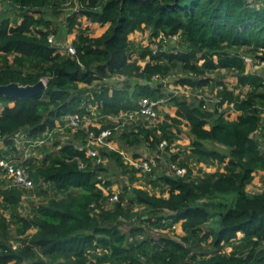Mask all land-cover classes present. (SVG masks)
I'll return each mask as SVG.
<instances>
[{"label":"trees","instance_id":"1","mask_svg":"<svg viewBox=\"0 0 264 264\" xmlns=\"http://www.w3.org/2000/svg\"><path fill=\"white\" fill-rule=\"evenodd\" d=\"M11 1L16 18L0 16V85L35 84L42 78L47 85L29 99L0 96L5 145L0 158L18 154L15 134H42L65 115L88 112L92 102L108 116L137 110L141 98H165L177 107L175 116L163 113L155 127L142 121L126 125L116 140L123 149L145 145L146 151L167 153L166 163L156 158L158 167L176 164L188 171H162L155 179L147 173L152 191L125 183L120 202L94 212L92 204L102 208L108 200L96 185L100 174L107 179L106 172L118 167L116 179L124 174L132 183L141 179L137 170L115 150L101 149L109 159L106 166L94 164L72 139L51 142L43 147L42 160L27 162L36 184L42 178L49 182L47 190H37L42 201L29 213L21 212L25 190L0 183V264H264V188L247 189L264 171V69L258 70L264 68V0ZM80 17L109 26L92 36ZM60 27L77 30L75 55L58 52V43L48 40L50 34L58 37ZM144 30L150 37L177 35L183 46L166 49L163 43L154 54L151 46L129 38ZM223 69L235 74L237 83H211L224 85L222 101L212 109L204 101L174 95L165 82L182 72L177 84L196 90L209 86L208 75ZM155 75L159 79L153 80ZM224 102L233 103L237 118L219 110ZM183 123L192 140L170 152ZM103 127L114 124L103 119ZM85 135L82 130L74 137ZM193 161L217 168L193 175ZM80 162L87 167L81 169ZM178 222L184 234L173 228Z\"/></svg>","mask_w":264,"mask_h":264},{"label":"built area","instance_id":"2","mask_svg":"<svg viewBox=\"0 0 264 264\" xmlns=\"http://www.w3.org/2000/svg\"><path fill=\"white\" fill-rule=\"evenodd\" d=\"M3 3L11 7H14L11 0H3ZM134 33L141 35V39L140 38H134V39L140 41L142 44L151 46L154 54L157 52V50L160 48V46L163 43L165 44L170 38L177 37V35L166 37L163 34H160L157 37H150L148 30L136 31ZM148 37L150 41L146 43L145 40H147ZM48 40L54 45H56L55 43H58V48H57L58 52L71 54V55L76 54V49L73 46L72 42H68V43L64 42V44H61L62 42H58L54 34H50ZM147 60L148 59H146V61ZM146 61H140V63L145 64ZM246 62L250 64L251 60L249 58H246ZM120 77H124V76L120 75ZM42 79L47 85V79L45 78ZM157 79H159L158 75L153 76V80H157ZM167 85H169L170 88L171 86L174 87L173 89L175 93L174 95H185L188 99H191V96H194L195 99L204 101L206 104H208L211 109L214 105H217L222 101L223 96L220 94V92L224 89V85H218L212 91L209 90L208 85L196 90H193L190 86L187 85L175 86V85H171L169 82ZM89 95L92 99L94 98L92 93H89ZM167 101L168 100L165 98L159 100L141 98L139 100V107L137 110L121 111L118 115H108V116L102 115L99 112L98 109L99 107L97 104L98 102H92V104L88 109V112H84V113L75 112L65 115L62 119L56 121L55 128L51 129L50 127H47L42 134L30 137L25 132H19L14 136L15 144L19 151L18 154L12 156V158H0V183L4 182L5 187H7V184H10L25 190V194L22 198L21 205H23L24 200H27L29 197L31 199L37 200L36 202L32 201V204L27 203L26 205H23L24 207L23 206L21 207L24 209V213L22 214L29 213L33 204L37 205L40 204V202L42 201V198L37 194V190L41 186H42L41 190L42 189L47 190V186L49 182L42 178L40 182L36 184L31 173L30 164L27 163L28 160L32 157H34V159L36 160H42L45 154V152H43L42 149L45 145L46 146L50 145L51 142H54L56 140L65 142L67 140L72 139L76 147H78L80 150H84L87 157H90L94 160V164L95 163L107 164L108 157H104L101 154L102 148L107 149V151L115 150L118 151L120 154H126V156H124L125 159L123 158L124 163L129 167L136 169L137 170L136 175L141 178L140 180L134 182V184L138 185L135 186L146 188L145 187L146 182L144 181L143 177L147 173H151L152 175L154 170L158 168L159 162L158 159H156L157 157L159 158L162 157V161L166 163L167 153L160 154L155 150L152 151L149 149L147 155L134 157L128 154L127 152H125L120 147L118 141L116 140V135L119 134L126 125L138 123L140 121L146 124L147 127H155L158 124L162 123L164 120V114L161 113V106L164 105ZM210 103H213L214 105ZM223 109H226L225 115L229 119L231 118L229 117V115L233 112H236L233 103L224 102L222 107L219 108V110H223ZM103 119L109 120L111 123L114 124V127L104 128ZM187 129L189 130L188 127ZM82 130H85L86 135L85 137H82L81 140H77L74 136ZM56 134L59 135L57 136ZM183 138H184L183 135L181 133H178V139L172 145L170 152H177L179 150V148L175 146L179 144L180 146L183 145L182 142ZM1 142L4 144L2 140L0 141V143ZM164 145L165 143L161 144V150H164ZM57 148L60 147L58 146ZM38 151H41L44 154H40L39 156H34L33 153ZM79 165L81 169L87 167V165L85 166L82 162H80ZM190 165L192 168V172L194 166H197L198 168L196 173L193 172V175H197L199 172L210 171L203 162L193 161L190 163ZM215 167L217 168V165H215ZM173 170H175L178 175H185L188 171L186 167H180L176 164H172L170 168H167L166 173H170ZM99 179L101 181L97 182L96 185L101 190H103L104 196H106L108 200L102 203L101 205L102 208H99L95 204H92L91 206L93 207L94 212H100L101 209H106V210L110 209L115 203L121 201L120 194L118 192V189H120V187L117 186L116 188H112L110 185L105 184L107 179L103 174L99 175ZM259 185L261 186V190H262L264 188V183H259ZM149 190L152 191L153 189H149ZM156 193L158 195V191ZM143 208H144L143 206H136L135 210H139ZM23 209H21V212ZM4 212L6 211H3V214L9 218L10 216L9 212H6L8 215ZM180 227H181V222H178L173 226V228L176 229V233L178 234H182L184 232L183 229L179 231ZM154 230L158 231L157 228H155ZM162 231L171 233L170 228L162 229ZM138 236L141 239H143L145 237V234H139ZM159 264H165V263H159Z\"/></svg>","mask_w":264,"mask_h":264},{"label":"rangeland","instance_id":"3","mask_svg":"<svg viewBox=\"0 0 264 264\" xmlns=\"http://www.w3.org/2000/svg\"><path fill=\"white\" fill-rule=\"evenodd\" d=\"M3 15H9L12 19H14V18H16V11H14V9H13V7H11V6H9V5H7V4H5V3H3V0H1L0 1V16H3ZM90 27V26H89ZM61 28V27H60ZM104 31V28L103 29H100L99 30V32H97L96 34H100V33H102ZM74 35L73 34H67V32H66V28L65 29H63L62 31H61V33H59L58 34V40L59 41H61L62 43L61 44H64V42L65 43H68V42H70V40L72 39V37H73ZM136 38H140L141 39V35H138ZM150 41V39H149V37L147 38V40H145V42L147 43V42H149ZM182 46H183V40L181 39V38H178V37H176V38H170L166 43H165V48L166 49H174V50H179V49H181L182 48ZM263 69L264 68H258V70H260V71H263ZM182 74V72H179V74H173V75H171V76H169L167 79H166V81H168L171 85H179V84H177V82H176V80L178 79V77L180 76ZM210 78H211V82H210V85L208 86V88H209V90H213L215 87H212L213 85H211V83H215V81H217V80H223V81H225V83H227V85L228 86H230V87H234L235 85H236V83H237V77L235 76V74H233L231 71H226V70H218V71H215V72H212V73H210L209 75H208ZM215 79V80H214ZM83 85V84H82ZM178 88V87H177ZM173 89H174V87L173 86H171V91L172 92H174L173 91ZM193 99H195L194 98V96H191V99L190 100H193ZM210 104H212V105H214L213 103H210ZM1 109H2V107H1ZM236 113H238V112H233V113H231L230 115H229V117H231L230 119H234V118H232L233 117V115H235ZM187 124L186 123H183L182 124V126H181V131L179 132V133H181L182 135H183V137H189L190 138V142H191V140H192V136L190 135V132H189V130L187 129ZM185 141H187V139L185 140ZM118 144H119V142H118ZM187 146L189 145V144H186ZM207 145H209V146H211V147H214V145L215 144H211V143H207ZM262 147H263V149H264V141H262ZM144 148H146L145 147V145L144 146H142V147H140L138 150H137V152L139 151V153H137L138 154V156H136L135 155V151L136 150H131V149H123L125 152H127L128 154H130V155H132V156H134V157H140V156H145V155H147V153H148V151H146L147 150V148L146 149H144ZM222 150H224V148H222V147H220ZM40 154H44L43 152H41V151H38V152H35V153H33V155L34 156H39ZM122 155V157L124 158V156H126V154H121ZM125 159V158H124ZM109 162V159H108V161H107V163ZM204 163V162H203ZM207 167H208V169L210 170V172H213V171H215L216 170V167H215V165L214 164H210V165H207L206 163H204ZM106 166L107 165H109V164H105ZM165 167V166H164ZM161 168V167H158L157 169H155L154 170V172H153V174L151 175L152 176V178H156L158 175L157 174H160L162 171H165V173H166V167L165 168ZM112 169V168H111ZM197 170H198V168H197V166H194V169H193V172L194 173H196L197 172ZM201 170V169H200ZM119 172H120V170L118 169V167H115L114 168V173H112L111 172V170L110 171H108V172H106V176H107V180H109L110 178H112L113 179V182H112V185H110L112 188H116L117 186H119L120 187V189H118V192H119V194H121V191H122V186H123V184H128V185H133V186H138L137 184H134V182H132L131 183V181H130V179H129V177L127 176V175H124V174H122L120 177H118L117 179H116V177L117 176H119ZM139 177V176H138ZM260 176H257L256 175V178H255V182H253L252 184H250L249 185V190L251 191V192H260L261 191V186L258 184L259 182L260 183H262L261 182V180H260ZM143 179H144V181L146 182V186L145 187H147V188H149V189H152L153 187H151V185H150V183H149V179L148 178H146V174H145V176L143 177ZM158 195H161L160 194V192L158 191ZM165 195H167V193H165ZM32 201L33 202H36L37 200H35V199H31L30 197L27 199V200H24V203H23V205H26L27 203H30V204H32ZM39 202V201H38ZM22 205V206H23ZM24 207V206H23ZM21 209H23V208H21ZM4 213H6V212H4ZM22 213H24V209L22 210ZM7 214V213H6ZM8 215V214H7ZM127 225H129L128 223H127ZM14 227V226H13ZM128 227V226H127ZM127 227H124L123 226V228H126L127 229ZM182 229V227H180V229H179V231ZM238 235H242L241 233H239ZM230 248H228V250H229ZM54 264H57V263H54Z\"/></svg>","mask_w":264,"mask_h":264},{"label":"water","instance_id":"4","mask_svg":"<svg viewBox=\"0 0 264 264\" xmlns=\"http://www.w3.org/2000/svg\"><path fill=\"white\" fill-rule=\"evenodd\" d=\"M143 3H149L150 0H138ZM46 83L40 79L35 84H21L19 82H10L0 85V96H7L19 99H29L33 96L40 95L45 89Z\"/></svg>","mask_w":264,"mask_h":264},{"label":"crops","instance_id":"5","mask_svg":"<svg viewBox=\"0 0 264 264\" xmlns=\"http://www.w3.org/2000/svg\"><path fill=\"white\" fill-rule=\"evenodd\" d=\"M16 15H17V13H16ZM52 19L55 20L56 18H55V17H52ZM81 20H82L84 26H90V34H91L92 36H100V35H102V34L107 30V28H108V26H109L108 23H107L106 25H101L100 23H93V22H90V21H88L85 17H82ZM103 28H104V31H103L102 33H100V34H96L97 32H99L100 29H103ZM61 29L63 30V29H65V27H63V28H61ZM62 30H61V31H62ZM67 34H69V35H70V34H73V35H74V36L72 37V39L70 40V42H73V40H74L75 37H76L77 30L75 29V30H73V32H71V33H67ZM137 36H138V34H136V33H131V34L129 35V38H136ZM10 105L12 106V103H10ZM176 111H177V107L174 106V105H172V104L165 103L164 105L161 106V113H162V114L165 113V112H167V113H169L170 115L175 116V115H176ZM239 114H240L239 112L236 113L235 115H233L232 118H234V119L237 118ZM190 135H191V134H190ZM186 139H187V141H185ZM182 142H183V145H181V146H182V147H187L186 144L190 143V138H189V137H184L183 140H182ZM4 147H5V145L1 142V143H0V148H4ZM257 176H260V177H261L260 180L262 181V179L264 178V171H260V172L257 174ZM255 178H256V177H255ZM253 182H255V179H254ZM259 183H260V182H259ZM259 183H258V184H259ZM247 189H248V191H250V190H249V186L247 187ZM250 192H251V191H250Z\"/></svg>","mask_w":264,"mask_h":264}]
</instances>
